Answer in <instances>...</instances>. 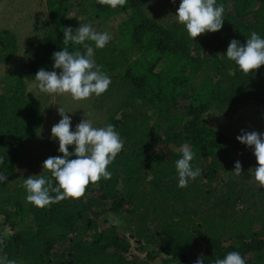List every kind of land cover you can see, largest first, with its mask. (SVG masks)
Here are the masks:
<instances>
[{"label":"trees","instance_id":"obj_1","mask_svg":"<svg viewBox=\"0 0 264 264\" xmlns=\"http://www.w3.org/2000/svg\"><path fill=\"white\" fill-rule=\"evenodd\" d=\"M42 1L48 18L44 41L30 43L23 64L34 82L41 68L59 73L53 68L55 51L68 47L86 52L83 45L63 44L64 28L75 34L87 24L101 32L100 23L118 19L106 25L111 39L104 48L85 43L111 78L99 96L105 113L102 127L115 126L123 149L108 166L111 178L90 182L81 198L44 208L27 202L25 178L11 181L20 148L40 140L42 109L25 90L21 69L2 76L0 173L8 179L0 182V206L9 209L0 224L12 232L0 242V259L26 264H195L202 254L204 264H214L237 251L245 264H264V187L254 178L258 162L253 147L204 123L216 109L228 117L249 107L264 114V65L245 74L226 57L232 39L244 44L253 31L264 38V0H216L225 7L222 28L194 40L178 23L176 11L173 17L157 19L144 0H127L115 9L98 0ZM19 50L17 35L1 29L0 63L15 58ZM180 98L187 102L181 107ZM140 105H149L151 112L139 111ZM185 145L194 154L193 169L202 171L181 188L175 163ZM42 146L46 159L62 155L58 139L48 137ZM236 161L242 166L239 176L233 171ZM40 176L50 178L51 173L46 169ZM109 213L122 214V225L110 221ZM126 232L145 258L130 259ZM187 251L196 253L193 262ZM156 257L160 262H152Z\"/></svg>","mask_w":264,"mask_h":264},{"label":"clouds","instance_id":"obj_2","mask_svg":"<svg viewBox=\"0 0 264 264\" xmlns=\"http://www.w3.org/2000/svg\"><path fill=\"white\" fill-rule=\"evenodd\" d=\"M174 2V0H173ZM101 5L115 9L123 6L127 0H98ZM223 4L217 5L216 0H180L176 12L178 23L182 24L188 36L195 39L206 32L219 31L224 22ZM111 36L107 32L94 31L90 25H80L73 34L71 27L64 28L63 44L69 42L83 45L86 52L80 50L69 51L68 47L53 53V68L57 71L39 69L35 74L38 88L41 92L50 94H70L72 99L80 101L91 97L93 94L100 96L106 92L111 84V78L103 73L92 59V48L85 41H92L96 48H104ZM226 57L234 61L239 69L247 74L264 65V38L255 31L241 44L239 40L232 39L226 50ZM62 117L51 128L53 139H58L59 156H50L43 161V169L51 173V177L27 176L22 187L26 190V201L36 207L44 208L52 203H58L66 198L79 199L91 182L96 184L101 178L107 180L112 173L108 166L115 160L123 149V141L115 126L107 124L104 127H94L90 119L81 120L71 130V117L66 111L58 108ZM241 135L236 138L242 144L253 147L258 166L255 167L254 178L259 187H264V133L257 131L241 130ZM69 146H74L69 151ZM75 156L74 159L70 157ZM194 158L193 152L187 145L182 147V157L175 167L178 172V187H187L189 179H195L201 174V169H193L190 163ZM3 163V157H0ZM237 176L242 173L239 161L235 162L234 170ZM8 177L0 173V182ZM51 193H55L53 196ZM0 264H16L15 260L7 257L0 259ZM195 264H204L203 256L198 257ZM214 264H245V260L237 251H231L223 259H216Z\"/></svg>","mask_w":264,"mask_h":264},{"label":"rangeland","instance_id":"obj_3","mask_svg":"<svg viewBox=\"0 0 264 264\" xmlns=\"http://www.w3.org/2000/svg\"><path fill=\"white\" fill-rule=\"evenodd\" d=\"M180 0H144V6L150 10L151 15H155L157 19L173 17L171 14L177 12ZM47 12H45V4L42 0H0V30H12L18 37L19 53L15 58L6 63H0V78L8 72L16 69L22 70L23 83L25 90L34 95L40 101L42 109L43 126L40 132V140L34 144H25L19 150V162L17 173L12 179V183L20 179L27 178L33 175L39 177L45 171L42 163L46 160L47 150L42 146V141L48 137H52L51 128L58 123L62 118L58 113V108L62 107L71 117V130H75L76 124L83 119H90L94 127H102L105 120L104 108L100 106L103 101H100L99 96L94 94L84 100H74L70 94H50L41 92L38 88V82H34L27 78L28 67L23 64L28 55L30 43L43 42V27L46 26ZM117 18L106 19V25L115 23ZM100 23L101 32H105L107 26ZM185 99H179V106L185 105ZM182 109V108H180ZM141 112H151L152 108L149 105H140L138 108ZM204 123L211 127H219L223 131L233 134L234 136L241 135V130L257 131L264 133V114L256 109L249 107L233 117L222 116L218 114V110H212L210 114L205 116ZM8 206H0V219L5 216ZM117 213H109L108 219L112 222L121 224ZM122 225V224H121ZM12 232V229L0 224V242L4 240ZM125 239L128 243L130 259L139 260L145 258V251L137 248L138 242L134 241L127 232ZM149 248H153L151 244ZM142 251V252H141ZM132 254V255H131ZM190 262H193L196 253L194 251L186 252ZM135 255V256H134ZM134 256V257H133ZM159 257H156L152 262H160ZM136 261L132 264H135ZM16 264H26L24 260H16Z\"/></svg>","mask_w":264,"mask_h":264}]
</instances>
